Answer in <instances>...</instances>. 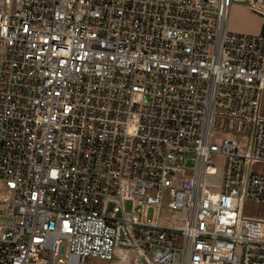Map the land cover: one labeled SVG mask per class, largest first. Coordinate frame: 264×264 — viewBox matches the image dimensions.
Instances as JSON below:
<instances>
[{
	"label": "built area",
	"instance_id": "obj_1",
	"mask_svg": "<svg viewBox=\"0 0 264 264\" xmlns=\"http://www.w3.org/2000/svg\"><path fill=\"white\" fill-rule=\"evenodd\" d=\"M248 2L0 0V264H264L239 212L264 202V33L228 23Z\"/></svg>",
	"mask_w": 264,
	"mask_h": 264
},
{
	"label": "rangeland",
	"instance_id": "obj_2",
	"mask_svg": "<svg viewBox=\"0 0 264 264\" xmlns=\"http://www.w3.org/2000/svg\"><path fill=\"white\" fill-rule=\"evenodd\" d=\"M233 5H243L249 7L252 3L248 2L245 4H233ZM250 8V7H249ZM257 11L264 18V2L259 3ZM253 10V8H252ZM241 11L238 9H233L231 12L230 26L229 29L233 32H238L240 30L239 24H242ZM264 33V32H263ZM224 137L222 135L216 136L213 140L214 143L220 145ZM247 141H245L246 145ZM225 162L224 157L220 155H212L210 158V164L213 168L216 169L215 175H210L206 177V185L211 192L221 191L225 173ZM264 166L262 164H254L251 167L252 172L258 173L262 172ZM2 200L6 202L9 199V196L6 192H0ZM126 210L131 211L135 208V205L132 202H126ZM239 212L240 215L245 219L255 220V221H264V202H256L250 199H242L239 201ZM11 205L8 203H0V221H6L11 219ZM179 224H182L179 222ZM139 253L133 250L120 249L115 253V259L113 261H103L100 259H93V264H139L138 262Z\"/></svg>",
	"mask_w": 264,
	"mask_h": 264
},
{
	"label": "crops",
	"instance_id": "obj_3",
	"mask_svg": "<svg viewBox=\"0 0 264 264\" xmlns=\"http://www.w3.org/2000/svg\"><path fill=\"white\" fill-rule=\"evenodd\" d=\"M233 9L241 11L242 24H239L240 30L238 33H245L249 35H260L264 32V18L256 11L243 5H232L229 11V26L231 19V12Z\"/></svg>",
	"mask_w": 264,
	"mask_h": 264
}]
</instances>
